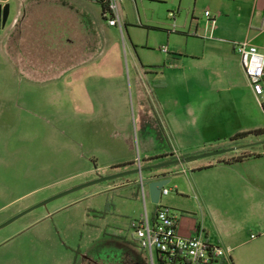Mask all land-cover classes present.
Masks as SVG:
<instances>
[{
  "label": "rangeland",
  "instance_id": "374dc122",
  "mask_svg": "<svg viewBox=\"0 0 264 264\" xmlns=\"http://www.w3.org/2000/svg\"><path fill=\"white\" fill-rule=\"evenodd\" d=\"M6 4L10 16L14 0ZM247 7L245 0L123 2L119 7L124 23L121 36L117 27L114 31L123 68V81L114 85L118 109L107 111L109 104L103 102L97 114L81 120L65 114L61 99L52 96L58 86L26 84L12 57L0 50V225L71 188L122 172L110 167L121 156L137 169L139 149L135 139L152 115L164 126L169 140L172 136L179 146L191 147L194 155L228 151L236 142L231 140L234 135L264 128V105L261 109L256 103L242 74L233 75L231 71L232 80L226 82L207 53L213 50L221 57L231 43L247 37L242 36L237 18ZM94 11L97 15L96 6ZM203 11L213 20L212 28ZM6 31L0 29V44ZM186 34L194 39L185 40ZM160 48L167 52L162 53ZM185 49L216 68L210 74L212 85L204 89L195 84L191 92L183 90L180 107L172 103L163 106V101L175 94L167 78L165 83L159 76L142 78L137 87L140 95H135L136 88L130 81L131 59L143 65H160ZM28 54L38 61L46 56L39 51ZM228 66L233 70L234 62L228 61ZM261 101L264 104V97ZM106 127L129 135L131 144L111 149L102 130ZM243 140L256 143L248 151H264V134L249 135L237 142ZM225 153L168 168L171 175L164 187L172 191L159 197L157 205L169 207L176 217L195 219L204 228L208 243L230 249L231 263L218 259L212 264H264V214L254 215L247 201L236 206L214 197L208 205L210 220L205 222L200 203L191 194L188 168L227 157ZM179 167L187 170L180 173ZM191 173L196 182L204 180L205 172ZM136 178L128 175L81 188L15 219L0 229V264H78L82 255L90 257L94 245L107 246L117 236L134 239L129 221L143 213ZM143 199L149 215L154 205L145 191Z\"/></svg>",
  "mask_w": 264,
  "mask_h": 264
},
{
  "label": "crops",
  "instance_id": "0c3cea01",
  "mask_svg": "<svg viewBox=\"0 0 264 264\" xmlns=\"http://www.w3.org/2000/svg\"><path fill=\"white\" fill-rule=\"evenodd\" d=\"M9 1L0 0V5H7V17H10L8 26L4 24L2 28L7 31L0 44V50L8 57H12L14 67L23 75L26 84L35 86V82H42L52 87L58 86L52 91V96L61 99L65 114L80 120L97 114L103 102L105 105L109 104L107 111L112 108L118 109L119 98L114 91L116 89L114 85L123 81V68L119 57V46L114 37L116 29L100 21L101 11L95 0H14L12 14L8 16L9 5L6 3ZM126 1L129 0H122L119 7ZM245 1L248 2V7L242 14L238 13V27L243 31L242 36L247 35L244 40H248L258 50L263 49L264 0ZM94 6L97 7V15ZM184 39L194 38L186 34ZM34 51L44 52L45 58L34 60L28 54ZM207 53L212 58L211 63L218 64L215 67L220 68L221 78L226 82L232 80L231 71H234L233 75L240 72L245 79L231 44L225 53L220 52L223 55L221 57L219 52L213 50ZM228 61L234 62L233 70L228 66ZM142 63L130 60L132 72L130 81L136 88L135 95H140L137 87L140 86L142 78L151 80L159 76L164 83L167 78L174 85L175 94L174 98L163 101L164 107L171 103L180 107L182 91L191 92L195 84H201L204 89L208 88L213 83V75L210 74L212 70H216L214 66H209V63L201 61L196 54L186 49L182 54L174 55V58L162 60L160 65ZM127 80L129 81V78ZM148 119H151L150 123L144 124L139 129L135 139L139 149L136 158L139 168L160 161L148 162V159L154 157L168 158L196 154L189 146H179L172 136L169 137L170 141L163 132L164 126L160 125L154 115ZM259 129L263 128L246 131ZM102 130L111 149L131 144V137L122 131L108 127ZM248 142L236 140L232 147L240 148L228 152L227 157L188 168L191 170L188 175L191 183L189 188L191 194H194L200 203L205 222L210 220L208 205L210 199L214 197H221L236 206L247 201L248 210L254 215L261 217L264 214V151H248L247 148L256 144L251 140ZM112 152L110 150L111 154ZM239 157L242 159L233 161ZM131 163V160L121 156L112 162L110 167L120 166L117 168L119 171L133 169ZM183 170L187 169L179 167L177 171L181 173L184 172ZM193 171L205 172L204 180L196 182L191 173ZM134 181H137V178ZM162 207L169 209L167 206ZM198 227H200L198 223L190 216L177 217L176 231L182 237L190 236L193 229ZM201 229L206 238L204 228ZM223 259L231 263L230 253L228 259Z\"/></svg>",
  "mask_w": 264,
  "mask_h": 264
},
{
  "label": "built area",
  "instance_id": "2783aa9c",
  "mask_svg": "<svg viewBox=\"0 0 264 264\" xmlns=\"http://www.w3.org/2000/svg\"><path fill=\"white\" fill-rule=\"evenodd\" d=\"M106 12L104 23L109 27H117L122 32V23L119 14L121 0H104ZM202 15L213 26L207 11ZM233 53L237 56L242 73L250 87L256 103L263 108L261 98L264 97V48L256 49L248 40L231 43ZM166 53L165 48H160ZM264 113V112H263ZM137 162V169L139 168ZM143 207L142 216L137 220L129 221L132 237L142 248L146 264H212L218 259H228L230 249L220 248L207 242L201 227L193 229L188 237L178 235L176 231L177 217L168 208L154 205L151 214H147L141 187V177H137ZM170 190L162 187L160 197L166 196ZM250 238H254L250 236Z\"/></svg>",
  "mask_w": 264,
  "mask_h": 264
},
{
  "label": "water",
  "instance_id": "95a60500",
  "mask_svg": "<svg viewBox=\"0 0 264 264\" xmlns=\"http://www.w3.org/2000/svg\"><path fill=\"white\" fill-rule=\"evenodd\" d=\"M7 5H0V29L3 28L6 18H7ZM236 148H240V147H236ZM236 148H230L228 149V151H218V152H211L208 154H202V155H194V156H180V157H173L170 156L166 159H164L163 161H159L157 163H154L152 165L146 166V167H142V168H138V169H132V170H127V171H122L120 173H116V174H112V175H107V176H102V177H97L96 179H93L92 181H89L83 185L71 188L55 197H52L51 199H48L46 201H43L41 203H38L32 207H30L29 209H26L25 211H22L21 213L11 217L10 219H8L7 221H5L4 223H2L0 225V229L5 227L6 225H8L9 223H11L12 221H14L15 219L19 218L20 216H22L23 214L29 212L32 209H35L39 206L44 205L46 202L55 199L56 197L68 194L70 192L79 190L81 188L93 185V184H97L100 182H104V181H109V180H113V179H117V178H121V177H125L128 175H136L137 177H141V187L143 192H146V195L148 197L149 202L152 205H156L158 203L159 197H160V190L162 187H164L168 182H169V177H170V172L169 169L170 167H176V166H181L183 164H187L189 162H193L196 161L198 159H202V158H207L210 156H215V155H220V154H224L225 152H230L235 150Z\"/></svg>",
  "mask_w": 264,
  "mask_h": 264
},
{
  "label": "trees",
  "instance_id": "16d2710c",
  "mask_svg": "<svg viewBox=\"0 0 264 264\" xmlns=\"http://www.w3.org/2000/svg\"><path fill=\"white\" fill-rule=\"evenodd\" d=\"M95 2L100 8L101 18L104 20V14L106 12L105 2L104 0H95ZM262 134H264V128L234 135L231 140L236 141L249 135L257 136ZM165 158V156L154 157L148 159V162H154L156 160L163 161ZM241 159L242 157H239L233 161L237 162ZM118 167L120 166L113 168ZM114 239V241L109 240L107 246L99 247L98 245H94L89 252V256L92 259V263L89 264H146L144 252L135 239L131 237L130 239H126L125 237L119 236L117 238L114 237Z\"/></svg>",
  "mask_w": 264,
  "mask_h": 264
},
{
  "label": "flooded vegetation",
  "instance_id": "af4514ba",
  "mask_svg": "<svg viewBox=\"0 0 264 264\" xmlns=\"http://www.w3.org/2000/svg\"><path fill=\"white\" fill-rule=\"evenodd\" d=\"M83 256V257H82ZM80 258H78V264H82L83 262L85 264H89V263H92V259H91V256L90 257H85L84 255H82Z\"/></svg>",
  "mask_w": 264,
  "mask_h": 264
}]
</instances>
